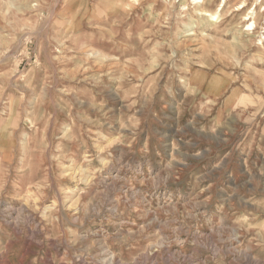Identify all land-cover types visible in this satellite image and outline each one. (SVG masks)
Segmentation results:
<instances>
[{
  "label": "rangeland",
  "instance_id": "1",
  "mask_svg": "<svg viewBox=\"0 0 264 264\" xmlns=\"http://www.w3.org/2000/svg\"><path fill=\"white\" fill-rule=\"evenodd\" d=\"M220 1L0 0V264H264V0Z\"/></svg>",
  "mask_w": 264,
  "mask_h": 264
},
{
  "label": "bare ground",
  "instance_id": "2",
  "mask_svg": "<svg viewBox=\"0 0 264 264\" xmlns=\"http://www.w3.org/2000/svg\"><path fill=\"white\" fill-rule=\"evenodd\" d=\"M166 2H170L171 0H165ZM192 1V4L196 7H199V6H205L204 5V0H191ZM226 5V0H221L217 6V9L218 11L220 12V10H222ZM238 6V5H237ZM187 5L186 3H184L182 5V8H186ZM244 7V5L241 6V8ZM206 8V7H205ZM204 7H200L198 10V14H200L201 16H205V17H208V19L210 21H218L219 19V16H218V13H212L210 11L207 10V8L205 9ZM256 13L255 12V8H253L252 10H250V12H248V14L245 16V20H250L252 18L253 15L250 16V14H254ZM254 17V16H253ZM256 29V23L255 21L253 20L250 24H248L247 28L245 29L246 31H249V30H254ZM263 38H264V35H263ZM110 185V184H109ZM15 230V229H14ZM30 239V238H29ZM114 257V254H112V258ZM113 261V259L111 260Z\"/></svg>",
  "mask_w": 264,
  "mask_h": 264
}]
</instances>
